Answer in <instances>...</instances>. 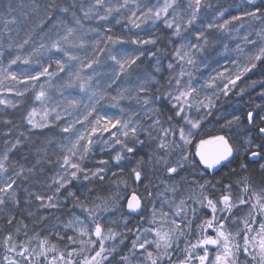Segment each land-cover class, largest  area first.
<instances>
[{"label": "rangeland", "instance_id": "obj_1", "mask_svg": "<svg viewBox=\"0 0 264 264\" xmlns=\"http://www.w3.org/2000/svg\"><path fill=\"white\" fill-rule=\"evenodd\" d=\"M225 1L86 0L80 17L84 20H75L71 27L39 41L29 38V33L20 39L17 23L2 16L0 112L13 110L30 98L25 118L28 126L41 130L62 123L65 127L60 136L64 133L67 140L56 145L59 166L54 179H49L48 196L39 198L35 210L58 208L59 193L78 179L91 155L112 151L119 164L133 152L128 143L138 137L137 144L145 143L152 155L170 157L164 167L167 176L180 175L198 130L216 103L230 95L264 59V12L210 24L212 14L218 19L212 12ZM93 23L113 28L124 25L130 42L114 40L105 30L96 35ZM158 25L173 30L182 42L170 67V86L158 98L176 114L171 125L164 127L155 93L147 90L152 82L133 70L152 49L145 39L147 31ZM90 37H94L92 46L85 53V41L90 42ZM15 146V140L7 139L0 158V205L15 195L16 175H8L6 168ZM99 162L103 164L102 159ZM182 173L176 188L182 199L178 207H167L169 203L162 197L150 202L147 192L140 189L148 203V217L138 221L137 227L114 234L111 214L120 205L116 199H106L103 210L78 206L75 220L84 229L82 233L93 229V237L85 245L54 246L52 250L47 239L36 237L22 245L31 251L27 258L22 252V259L27 264H114L117 254L124 255L123 264H227L222 250L232 239L226 231L231 226L237 235L243 233L245 242L240 244L247 249L245 255L257 247V256L264 262V231L259 226L264 221V194L251 202L240 196L236 201L224 198L212 203L203 194L207 191L189 178L193 172L185 169ZM190 201L194 208L189 207ZM39 215L40 223L47 218L42 211ZM121 235L124 239L119 246L115 241ZM18 252L10 255L18 259Z\"/></svg>", "mask_w": 264, "mask_h": 264}, {"label": "trees", "instance_id": "obj_2", "mask_svg": "<svg viewBox=\"0 0 264 264\" xmlns=\"http://www.w3.org/2000/svg\"><path fill=\"white\" fill-rule=\"evenodd\" d=\"M85 2L86 0H0V29L4 26L2 18L8 16L9 20L17 23L20 39L26 33H29V38L36 41L48 39L52 32L71 27L75 20L80 22L84 20L82 5ZM258 11L264 12V0H226L218 4L212 12L217 13L218 19L214 20L213 14H210L212 19L210 24H221L233 17L247 16ZM104 24H94L96 35L106 31V36L109 35L114 40L130 42L131 36L126 35L124 25L113 28L103 26ZM93 39L94 37H90V42L85 41V53L91 49ZM145 39L151 42L152 49L139 59L133 70L146 75L148 82H152L147 90L155 93L154 99L159 104L161 125L164 127L165 124L171 125L176 114L165 101L159 99L158 102V98L159 94L170 86L173 74L170 67L174 63L175 54L182 42L176 39L173 30L163 25L149 29ZM30 101L31 99L27 98L13 110L0 112V158L6 149L7 139H13L16 143L6 161L7 174L16 175L12 186L15 195L0 205V264H17L19 260L22 261L21 264H27V261L22 259L21 253H25L26 257L31 251L22 245H28V242L36 237L47 239L50 244L47 246L52 250L54 246L73 248L85 245V242H88L91 236L93 237V229L88 228L86 233H82L84 229L75 219H77V207L86 205L89 200L94 201L97 206L106 199H116L115 203L120 204L118 206L120 210L126 212L127 201L132 195H137L144 204L142 205L144 210L137 216L129 214L127 218H120L115 211L113 214L118 219L114 221L112 228L114 227V234H116L122 228L137 227L138 221L148 217V203L139 192L142 188H138L139 185H137L139 179L140 184L151 186H154V183L159 184L160 197L169 203L167 207H178V204L182 203L176 188L179 176L185 169L193 172L194 176L189 178L207 191V194L204 192L203 194L212 203L222 201L224 198L236 201L240 199V196H243L245 201L251 202V199L255 200V196L264 194V134L262 133L264 132V59L251 74L236 84L230 95L216 103L209 117L199 128L190 150L187 167L179 176L174 174L170 177L165 174V163L169 162L170 157L152 155L145 143L140 146L135 143L136 141L131 140L128 148L133 152L128 156V160L133 162L136 157H140L142 165L136 168L138 172L134 171L130 178L126 171L124 178L118 174L123 182L115 183L116 175L112 174V169H108L101 178L90 182L92 186L85 184L78 186L76 184L78 179H74L59 193L60 206L52 210H35V207L40 197L48 196L49 179L53 177L60 163L56 145L58 141H61L63 133L62 136L60 133L64 132L65 127L61 124L57 127L35 130L28 126L25 118ZM216 137L227 140L233 151V157L217 172L210 173L203 168L198 159L197 147ZM105 155L94 154L90 156L91 158L89 157V160H97L100 157L103 167H107ZM91 161L86 162L84 169H90L88 166ZM79 176L80 173L77 177ZM116 188H118L117 191H113ZM2 197L3 192L0 188V199ZM192 204L193 202L190 201V208H194ZM39 211L46 213L47 217L41 223ZM179 217L183 220L184 214ZM259 222V226L264 231V221ZM230 227H227L226 231L232 239L227 240V242L230 241L222 250L223 255L227 256L226 260L229 261L227 264H264L261 257L257 256V247L248 249V254L245 255L247 249L240 244L245 242L243 233L237 235ZM118 238L115 242H122L124 236L121 235ZM18 250L19 258L16 259L12 255ZM53 254H55L54 251ZM114 259L117 261L115 262ZM124 262V255L118 257L116 254L113 258L114 264Z\"/></svg>", "mask_w": 264, "mask_h": 264}, {"label": "bare ground", "instance_id": "obj_3", "mask_svg": "<svg viewBox=\"0 0 264 264\" xmlns=\"http://www.w3.org/2000/svg\"><path fill=\"white\" fill-rule=\"evenodd\" d=\"M61 124L62 123H56V127L59 125V126H61ZM64 134V133H63ZM139 138L140 137H138L137 139H133L132 141H136L135 143L137 144L138 143V140H139ZM65 140H67L65 137H61V141H58V142H64ZM132 141H130L129 143H128V145L132 142ZM198 148V147H197ZM106 154V155H105ZM98 155L99 156H102V155H105L104 156V159H105V161H106V163H107V167H103V165L101 164H99L100 162H99V160L101 161V158H98L97 160H92L90 163H89V166L88 167H90V169H84V171H81L80 172V176H79V178H78V180L76 181V184L78 185V186H82V184H85V185H88V186H92L93 184H91L90 182L93 180L92 179V177L95 179V176L94 175H97L96 176V179H99V177L101 176L100 174L101 173H107V170L108 169H112V174L113 175H116V177H114V179H115V183H119V182H123L122 181V178H124V176H125V171L126 172H128L129 173V175H133L134 174V171H135V173L136 172H138L137 170H136V168H140L141 167V165H142V162H141V159H140V157H136L135 158V160L133 161V162H131V161H129L127 158L123 161V162H121V163H119V164H115V161H114V158H113V153H112V151H107V152H104V153H98ZM96 169V170H95ZM132 171H133V173H132ZM118 174H121L122 175V178H120V177H118ZM136 176H138L137 174H136ZM95 179V180H96ZM136 180H138V178L136 179ZM94 181V180H93ZM139 181V180H138ZM137 181V185H139L138 186V188H142L143 190H145V192H147V194H148V200L150 201V202H153L154 201V199L155 198H157V197H160L161 195H160V189H161V186H157V187H155V185L153 186H151L150 184H140L139 182ZM136 182V181H135ZM152 189H150V188ZM117 189L118 188H116L115 190H113V191H117ZM154 190V191H153ZM137 196V195H136ZM138 197V196H137ZM138 199H139V197H138ZM88 201V200H87ZM139 202H140V209H139V211H137V212H129L128 211V201H127V204H126V212H123V211H121L120 209V207L118 208V209H115L116 210V212L120 215V218L121 217H124V218H127L128 216H130L129 214H131V215H139L140 214V212H142L143 210H144V207L142 206V205H144L140 200H139ZM105 202H103V203H101V204H99V205H97V206H95V202L94 201H91L90 202V200L88 201V203L86 204V205H83L82 204V207H87L89 210H91V207L92 206H94V207H98V206H102L103 204H104ZM101 208V207H100ZM124 213H125V215H124ZM113 214V213H112ZM111 219L112 220H114V221H116L118 218L116 217V215L115 214H113L112 215V217H111ZM116 244H118L119 246H120V242H115ZM113 247V249L114 250H116L117 248L116 247H114V246H112Z\"/></svg>", "mask_w": 264, "mask_h": 264}, {"label": "water", "instance_id": "obj_4", "mask_svg": "<svg viewBox=\"0 0 264 264\" xmlns=\"http://www.w3.org/2000/svg\"><path fill=\"white\" fill-rule=\"evenodd\" d=\"M197 156L205 170L215 173L222 164L229 163L232 160L233 151L228 146L225 138L217 137L200 145ZM139 209V199L136 195H132L128 200V211L137 212Z\"/></svg>", "mask_w": 264, "mask_h": 264}]
</instances>
